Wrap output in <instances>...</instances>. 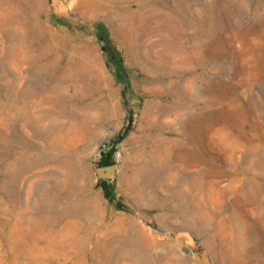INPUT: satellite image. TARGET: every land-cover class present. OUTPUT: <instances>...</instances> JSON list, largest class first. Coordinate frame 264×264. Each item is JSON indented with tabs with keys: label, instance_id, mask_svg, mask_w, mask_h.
Returning a JSON list of instances; mask_svg holds the SVG:
<instances>
[{
	"label": "rangeland",
	"instance_id": "1",
	"mask_svg": "<svg viewBox=\"0 0 264 264\" xmlns=\"http://www.w3.org/2000/svg\"><path fill=\"white\" fill-rule=\"evenodd\" d=\"M0 264H264V0H0Z\"/></svg>",
	"mask_w": 264,
	"mask_h": 264
},
{
	"label": "trees",
	"instance_id": "2",
	"mask_svg": "<svg viewBox=\"0 0 264 264\" xmlns=\"http://www.w3.org/2000/svg\"><path fill=\"white\" fill-rule=\"evenodd\" d=\"M98 37H99L98 39L101 40V37L100 36H98ZM101 50L103 52H107V58H106L105 62H106V65L109 67L110 63H111V61L109 59H110V57L112 55H111L110 52L107 51V48L105 46H101ZM128 121H129V119H128ZM128 127H129V124H127L124 127V129L118 133V135L116 136V138L112 142L120 141L122 139V137L124 136V134L127 133ZM107 147H108V144H105L104 148L107 149ZM111 150H112L111 148H108L105 152L100 151V155H99V157L97 158V161H96V164L98 166H104V165H107V164L111 163V161L109 160V156H110ZM99 186L101 187V191H102V194L105 197V199L108 202L113 203V205H115V207L119 208L120 206H119V204L117 202H114L113 195H112L110 189L108 188L107 184H105L104 181H101V182H99Z\"/></svg>",
	"mask_w": 264,
	"mask_h": 264
},
{
	"label": "water",
	"instance_id": "3",
	"mask_svg": "<svg viewBox=\"0 0 264 264\" xmlns=\"http://www.w3.org/2000/svg\"><path fill=\"white\" fill-rule=\"evenodd\" d=\"M94 171L98 178H109L113 176L114 165L110 163L104 166H96L94 167Z\"/></svg>",
	"mask_w": 264,
	"mask_h": 264
}]
</instances>
